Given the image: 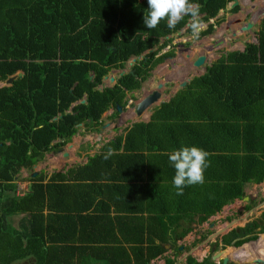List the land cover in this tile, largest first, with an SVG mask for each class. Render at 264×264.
Segmentation results:
<instances>
[{
    "label": "trees",
    "instance_id": "1",
    "mask_svg": "<svg viewBox=\"0 0 264 264\" xmlns=\"http://www.w3.org/2000/svg\"><path fill=\"white\" fill-rule=\"evenodd\" d=\"M190 2L200 6L206 20L229 0ZM263 4L250 7L256 12ZM147 9V0H0V82L16 72L23 74L0 88V264L26 257L33 264H148L165 245L177 251L175 242L186 233L178 222L191 216H143L141 151H100L46 181L34 176L22 197L15 196L13 183L19 169H30L44 153L67 144L80 124L99 131V118L109 117L108 106L119 86H130L153 55H146L131 74H106L108 69H121L125 60L139 57L159 36L184 25L185 18L169 29L162 20L155 29H146ZM88 16L87 31L61 34V20L86 23ZM228 56L230 66L219 59L200 82L232 111L264 100V20L257 45L248 43L243 53ZM88 72L93 73L91 80ZM224 87L228 96L220 93ZM141 128L134 135L127 131L124 143L143 147ZM110 145L115 147L116 140ZM9 217H18L15 227L6 222ZM259 231L248 223L231 230L222 242L228 245L244 236L254 240ZM262 239L239 245L227 263L240 264L243 254Z\"/></svg>",
    "mask_w": 264,
    "mask_h": 264
},
{
    "label": "rangeland",
    "instance_id": "2",
    "mask_svg": "<svg viewBox=\"0 0 264 264\" xmlns=\"http://www.w3.org/2000/svg\"><path fill=\"white\" fill-rule=\"evenodd\" d=\"M236 1L238 2L235 6L236 11H232L235 7H231L232 0H229L228 6L226 7V4L217 16L213 17L218 36L216 41L218 49H214V52L210 51L211 42L207 38L193 40L191 36L183 33L184 31L190 33L185 17L184 25L179 30L159 36L157 43L139 55L137 57L139 59L134 61L131 67L128 64L132 61L125 60L121 69L113 67L108 69L106 74L117 70L128 73L139 67V63L146 55H153L149 65L133 77L130 86H119L118 94L108 106L110 111L108 114H112L108 118H99V131H92L80 124L67 144L60 146L55 152L44 153L30 169L18 170L14 176L15 195L17 197L27 195L32 174L36 177L43 176L46 181L51 175H61L75 165L86 163L88 157L100 151H141L147 158L149 168L144 186L146 194L148 192L149 195L146 206L150 208L145 207L146 214L171 216L185 214L190 215L192 219L178 222L180 228L186 229V233L175 242L177 251L165 245L164 252L152 260L153 264H187L189 260L207 264L213 258H215L214 262L220 258L225 259L229 254L225 258L222 255L219 258L215 257L225 249H223L225 246L222 237H226L233 229L243 228L248 223H254L261 230L250 242L253 244L262 239L264 236V100L244 109L232 111L225 101L219 100L216 94L210 93L208 85L200 82L207 69L219 59H224V64L230 66L228 55L243 53L248 43L257 45L258 32L264 17L250 32L240 35L234 34L233 30L237 22L233 20L239 19V22L243 20L245 22L253 17L259 10L253 13L255 9L250 7L251 4L264 0ZM263 8L264 4L261 6V9ZM204 16V13H200V19ZM230 17L233 20L226 21L228 18L231 19ZM89 18L90 16L87 17L86 23L61 20V34L69 36L83 29L87 31ZM203 23L205 26L206 22ZM74 24L77 27L71 31L69 27H73ZM214 37L216 38V35ZM219 43L226 45L221 47ZM164 47L167 48L162 50ZM185 50L186 53L183 52ZM172 55L175 58H170ZM199 55H207L208 58L195 70L192 68V63ZM257 63L260 65L259 60ZM87 76L91 80L93 73L88 72ZM158 84L162 85L158 90L159 99L136 117L132 107L145 94L155 90ZM226 87L220 93L228 96ZM217 88L222 89L220 86ZM113 105H115L114 109ZM117 105L123 107L121 115L115 110ZM134 126H137L136 130ZM139 126H142L141 131L146 143L143 147L134 149L133 145L124 143L127 139L126 132L132 131L130 135L132 133L134 135ZM159 129L161 132L158 134ZM114 139L117 142L115 147L110 145V141ZM182 146H197L204 149L209 154V166L205 169L203 184L187 186L183 195L178 196L172 183L175 170L169 164L167 154ZM63 153L66 155L63 156ZM11 218H7L6 222L9 226L15 227L18 217L10 222ZM214 243L216 247L212 246ZM239 245L243 243L238 244L237 247L229 246L226 251L232 253ZM22 260L24 262L15 261L12 264H33L32 258L26 257ZM249 264H264V262L262 263L260 259Z\"/></svg>",
    "mask_w": 264,
    "mask_h": 264
},
{
    "label": "clouds",
    "instance_id": "3",
    "mask_svg": "<svg viewBox=\"0 0 264 264\" xmlns=\"http://www.w3.org/2000/svg\"><path fill=\"white\" fill-rule=\"evenodd\" d=\"M147 4H148V9L146 10V13L143 15V24H144L145 28L149 29V30L155 29L160 24V22L162 20H165L167 22V26L169 29H175L176 25L178 23H180L182 20H184L185 17H187L186 20L188 18H190V21L187 25L188 28L190 29V33L187 31H184L183 33L191 36V39L196 40L199 37L203 36V35H201L202 33L205 32V34H206L207 30H208V29L205 30L206 27L213 23V18H207L205 21V20H203V18L205 17L204 16L202 19H200V6L198 4L190 2V0H147ZM209 19L212 20V23L207 24V21ZM203 22H206L205 27H204ZM208 27H210V26H208ZM203 28H204V30H203ZM208 38L215 40L214 38H211V37H207V39ZM213 40L212 41L209 40V42H213ZM184 52L186 53V50ZM172 56L170 58H172ZM199 56H203L205 58V60L208 58V57L206 58L205 55H199ZM131 58H134V57H131ZM170 58H168V59H170ZM192 68H194L193 65H192ZM194 69L196 70L198 68H194ZM131 73H132V71L130 70L126 74H131ZM14 75H15V73L10 75L9 77H12ZM3 87H7V86H3ZM110 87H112V86H110ZM110 87H100L99 92L102 89L110 88ZM0 88H2V87H0ZM83 102H84V100H80L78 103H83ZM114 107H115V105H113V109H114ZM118 107L120 108V111H121L120 115H121L123 112V110H122L123 107H120V106H118ZM111 114L112 113H110V115ZM63 154H65V153H63ZM167 155H168L169 164L175 170V175L173 177L172 183H173L174 189L176 190V195H178V196L183 195L184 188L187 186L204 183V172H205V169L209 166V162H208V155L209 154L204 149L197 147V146H182L177 150H173L172 152L168 153ZM15 181L16 180H14L13 183L16 186ZM15 191H16V189H15ZM143 200H144V198H143ZM142 214H143V216L152 215V214H146L145 213L144 201H143V213ZM164 216H171V215H164ZM248 237L249 236L238 237V238H242L243 240L236 241V242H239V244H240V243H244L243 241H246V242L251 241ZM230 243L228 245H224L225 247H223V249L224 248L228 249L230 246ZM234 244L231 245L230 247H237L238 244L237 245H234ZM219 256H221L220 253H219ZM157 257H155L154 259H156ZM154 259H152V260H154ZM152 260H150L148 264H153ZM212 260H214V259H212Z\"/></svg>",
    "mask_w": 264,
    "mask_h": 264
},
{
    "label": "water",
    "instance_id": "4",
    "mask_svg": "<svg viewBox=\"0 0 264 264\" xmlns=\"http://www.w3.org/2000/svg\"><path fill=\"white\" fill-rule=\"evenodd\" d=\"M238 4V2L236 0H232V4L231 7H235ZM264 17V8L261 9L258 13H256L253 17L249 18L248 20H246L243 23V26L241 27V30L239 33H247L250 32L254 26L258 23V21L260 19H262ZM209 23H212V20L209 19L208 20ZM213 39H211L210 41H212ZM205 58L203 56H198L192 63L194 68H199L202 66V64L204 63ZM18 76L20 77L21 75L18 73L15 76L12 77H8L5 80V85L7 86L9 85L14 79L15 77ZM3 87V86H2ZM162 87L161 84L156 85L155 90L151 91L150 93L144 95L137 103L136 105L133 106L132 111L133 114L136 117H139L145 110H147L149 108V106L153 105V103H155L159 97H160V93L158 92V90H160ZM116 111L118 113H120V108L117 106L116 107ZM66 154H63V156H65ZM35 174H32L31 177H34ZM264 237V236H263ZM243 240L242 238H236L234 239L231 243L230 246L233 245L236 241H241ZM227 249H225L224 251H222L220 254L222 255L223 252L225 253ZM219 256V253L216 255V258ZM214 259V258H213Z\"/></svg>",
    "mask_w": 264,
    "mask_h": 264
},
{
    "label": "flooded vegetation",
    "instance_id": "5",
    "mask_svg": "<svg viewBox=\"0 0 264 264\" xmlns=\"http://www.w3.org/2000/svg\"><path fill=\"white\" fill-rule=\"evenodd\" d=\"M213 18V17H212ZM236 22H237V28H239L238 30H236V31H234V34L236 35L237 33H239L240 32V30H241V27L243 26V23H244V20L242 21V22H239V19L238 20H236ZM208 26H210V27H208ZM207 27H206V29L205 30H209V31H207V33L205 34V35H203L202 37H199V38H201V39H203V38H207V37H213L215 40H213V42H211L210 44H209V46L211 45V47H209L210 48V51H212L213 50V52H214V49L215 50H217L218 49V46L216 45V41H217V33H216V31H217V25H215V23L213 22L211 25H208ZM233 34V33H232ZM233 34V36H235ZM239 34H241V33H239ZM217 36L216 38L214 37V36ZM248 35H250L249 33H248ZM226 45V43L225 44H222V45H220V43H219V46H225ZM207 48V47H206ZM206 56V58L208 57L207 55H205ZM172 58H175V56L173 55L172 56ZM261 243V244H260ZM259 244H257V245H255L254 246V248H252V249H250L249 251H246L244 254H243V256H242V258H241V260H240V264H242V262H244V264H249V258L252 256V255H255V254H258L259 255V257H260V259L262 260L261 262L263 263L264 262V253H262V252H260V247L261 246H263L264 245V243H262V242H260ZM212 246H215L216 247V243H214ZM228 253H230L229 251L227 252H225V253H223L222 254V257L223 258H225L226 256H227V254ZM233 254H235V250L233 251ZM219 258V257H218ZM215 260V259H214ZM224 261H226L225 259H222V258H220L217 262H214L213 260L212 261H209V264H222ZM229 260H227V262H228ZM228 264V263H227Z\"/></svg>",
    "mask_w": 264,
    "mask_h": 264
},
{
    "label": "crops",
    "instance_id": "6",
    "mask_svg": "<svg viewBox=\"0 0 264 264\" xmlns=\"http://www.w3.org/2000/svg\"><path fill=\"white\" fill-rule=\"evenodd\" d=\"M240 1L243 2V0H240ZM242 4H243V3H242ZM251 5H252V4H251ZM227 6H228V4H227ZM227 6H226V7H227ZM230 8H231V7H230ZM259 11H260V10H259ZM219 12H220V11H219ZM219 12H218V13H219ZM245 12H246V11H245ZM253 13H255V10H254ZM253 13H252V15H253ZM255 14H256V13H255ZM216 16H217V15H216ZM250 16H251V15H249V17H250ZM232 17H233V16H232ZM232 17H230L231 19H229V18L226 19V21H227V20H229V21L233 20ZM249 17H248V18H249ZM244 18H245V17H244ZM222 19H223V18H222ZM189 21H190V18H188V19L186 20V22H188V23H189ZM229 21H228V22H229ZM233 21L236 23V20H235V19H234ZM208 23H209V22L207 21V24H208ZM256 25H257V24H256ZM256 25H255V26H256ZM237 26H238V25H236V28H237ZM204 27H205V26H204ZM236 28H234L235 30H233V29H232V30H233V31H236ZM224 30L226 31V29H224ZM237 34H239V33H237ZM239 35H240V34H239ZM216 37H217V36H216ZM211 38H213V37H211ZM181 39H182L184 42H186V41L184 40V38H181ZM207 40H211V39L208 38ZM252 41H254V39H253ZM186 43H187V42H186ZM183 52H184V51H183ZM182 54H184V53H182ZM182 54H178V55L181 56ZM188 56H189V55H187L186 57L188 58ZM184 57H185V56H184ZM130 60L134 62V61H136V58H131ZM130 60H129V61H130ZM133 62H132V63L129 62L128 65L131 67L132 64H133ZM196 70H197V69H196ZM18 73L21 75L20 77H22L23 74H22L21 72H16L15 75L18 74ZM15 75H14V76H15ZM8 77H9V76H8ZM8 77H7V78H8ZM20 77L16 76L15 79H16V78H20ZM7 78H6V79H7ZM15 79H14V80H15ZM1 82H2V81H1ZM0 87H1V86H0ZM108 112H110V111H108ZM109 115H110V114H109ZM160 132H161V129H159L158 134H159ZM113 151H114V150H113ZM148 172H149V168L147 167V158H145V178L148 176ZM144 181H145V182H144V186H145V184H146V180L144 179ZM148 198H149L148 192H147V194H146V191H145V188H144V203H145V207H146V208H149L148 205L146 206V202H148ZM174 207L176 208V206H174ZM146 208H145V213H146V211H147ZM149 209H150V208H149ZM176 209H177V208H176ZM148 212H149V211H148ZM16 218H17V217H12V218L10 219V222H12V221H13L14 219H16ZM17 219H18V218H17ZM15 224H16V223H15ZM228 254H229V255L226 257L227 259L225 258L226 261H227V260H230L231 257H232V255H234L233 252H232V253H228ZM17 261L24 262L22 259H21V260H17ZM17 261H16V262H17Z\"/></svg>",
    "mask_w": 264,
    "mask_h": 264
},
{
    "label": "bare ground",
    "instance_id": "7",
    "mask_svg": "<svg viewBox=\"0 0 264 264\" xmlns=\"http://www.w3.org/2000/svg\"><path fill=\"white\" fill-rule=\"evenodd\" d=\"M138 58L136 57V60H137ZM129 61V60H128ZM127 61V62H128ZM133 62V61H132ZM5 80L4 81H2V82H0V86L2 87V86H4L5 85ZM8 86V85H7ZM255 246V245H254ZM253 247V246H252ZM260 252H262V253H264V245L263 246H261L260 247ZM215 259V258H214ZM256 260H260V257H259V255L258 254H255V255H252L250 258H249V263H251L252 261H256ZM262 261V260H261ZM222 264H227V261H224ZM242 264H243V262H242Z\"/></svg>",
    "mask_w": 264,
    "mask_h": 264
}]
</instances>
